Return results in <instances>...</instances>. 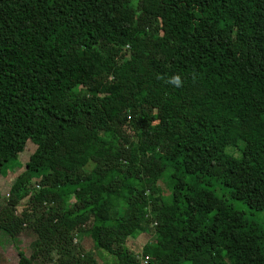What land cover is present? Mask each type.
Returning <instances> with one entry per match:
<instances>
[{
	"label": "trees",
	"instance_id": "16d2710c",
	"mask_svg": "<svg viewBox=\"0 0 264 264\" xmlns=\"http://www.w3.org/2000/svg\"><path fill=\"white\" fill-rule=\"evenodd\" d=\"M30 126L39 155L0 209L3 233L36 236L19 264H97L86 226L121 264H264L235 206L264 219V0H0V177Z\"/></svg>",
	"mask_w": 264,
	"mask_h": 264
},
{
	"label": "rangeland",
	"instance_id": "374dc122",
	"mask_svg": "<svg viewBox=\"0 0 264 264\" xmlns=\"http://www.w3.org/2000/svg\"><path fill=\"white\" fill-rule=\"evenodd\" d=\"M136 49L134 46L129 48V50ZM138 49V48H137ZM130 62L125 63V67L130 66ZM80 91V88H77ZM34 134L32 127L26 129V136L21 140L23 146L17 157L12 160L8 168H6L0 177V209H2L8 200L7 194H10V189L14 184L16 178L26 170L27 164L35 159L39 155L40 146L32 142L31 136ZM13 142L6 143V145H11ZM235 151V150H234ZM232 152V150H230ZM6 171V172H5ZM172 169L168 168L163 175L157 180L154 184L155 189L158 190L161 194L163 202L165 204H170L173 199L172 190L167 185V180L172 173ZM133 183L137 184L140 189H143L147 184L146 182L134 181ZM223 188L216 190V193L221 195ZM38 201L36 191L31 189V193L21 201L17 206V215H20L22 211L28 209L32 205L33 201ZM235 206L239 210L246 212L254 221H256L264 230V219L263 215L259 213L252 214L247 207L240 203H236ZM120 214H123L124 211L120 210ZM40 215V214H39ZM21 226V223L18 222ZM16 224L15 228H12L13 237H9L0 230V264H19V254L20 252L24 253L26 256L30 257L33 253L32 243L35 241L36 236L33 233V229L30 228H18ZM150 243L156 244V238L153 228L147 229L143 234L137 235L135 237H130L127 242V247L134 255H140L143 252V249ZM74 244L80 247V253L85 254L88 257H92L96 260L97 264H121V262L110 256L104 251H99L95 248L93 241L90 237L89 226H86L82 231L74 235ZM170 247L163 249L164 251L169 250ZM55 257H57L55 255Z\"/></svg>",
	"mask_w": 264,
	"mask_h": 264
},
{
	"label": "clouds",
	"instance_id": "9594fccd",
	"mask_svg": "<svg viewBox=\"0 0 264 264\" xmlns=\"http://www.w3.org/2000/svg\"><path fill=\"white\" fill-rule=\"evenodd\" d=\"M168 83L173 84L176 87L182 86L181 78L178 75L171 77V79L168 81Z\"/></svg>",
	"mask_w": 264,
	"mask_h": 264
},
{
	"label": "built area",
	"instance_id": "2783aa9c",
	"mask_svg": "<svg viewBox=\"0 0 264 264\" xmlns=\"http://www.w3.org/2000/svg\"><path fill=\"white\" fill-rule=\"evenodd\" d=\"M7 196L9 197V193L7 194ZM139 264H154V263L151 262L149 257L140 255Z\"/></svg>",
	"mask_w": 264,
	"mask_h": 264
}]
</instances>
